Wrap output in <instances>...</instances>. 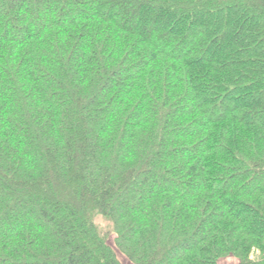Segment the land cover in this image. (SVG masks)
<instances>
[{"label":"trees","instance_id":"trees-1","mask_svg":"<svg viewBox=\"0 0 264 264\" xmlns=\"http://www.w3.org/2000/svg\"><path fill=\"white\" fill-rule=\"evenodd\" d=\"M110 235L264 264V0H0V264H122Z\"/></svg>","mask_w":264,"mask_h":264},{"label":"rangeland","instance_id":"rangeland-1","mask_svg":"<svg viewBox=\"0 0 264 264\" xmlns=\"http://www.w3.org/2000/svg\"><path fill=\"white\" fill-rule=\"evenodd\" d=\"M180 185V184H179ZM95 223L98 224V226L101 228L102 232L103 233H107L111 230V224L105 220L104 218L100 217V216H97L95 218ZM109 244L110 246L114 249V251L116 252L117 256H118V259L120 260V262L122 264H131V262L127 259V257L122 254L119 249L117 248L116 244H115V237L113 235H110L109 236ZM234 259V258H232ZM236 260V259H234ZM230 261V260H229ZM228 261V262H229ZM237 261V260H236ZM227 261H222L221 263L219 264H225Z\"/></svg>","mask_w":264,"mask_h":264},{"label":"crops","instance_id":"crops-1","mask_svg":"<svg viewBox=\"0 0 264 264\" xmlns=\"http://www.w3.org/2000/svg\"><path fill=\"white\" fill-rule=\"evenodd\" d=\"M229 260H230V261H229ZM222 261H227L225 264H237V261L234 260V259H232V258L222 259V260L220 261V263H221ZM228 261H229V262H228Z\"/></svg>","mask_w":264,"mask_h":264}]
</instances>
